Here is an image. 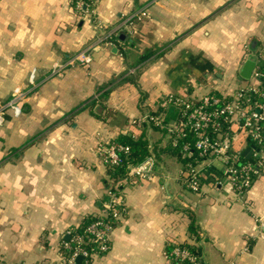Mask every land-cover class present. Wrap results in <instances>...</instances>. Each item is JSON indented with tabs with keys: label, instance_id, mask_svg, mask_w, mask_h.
I'll return each instance as SVG.
<instances>
[{
	"label": "crops",
	"instance_id": "0c3cea01",
	"mask_svg": "<svg viewBox=\"0 0 264 264\" xmlns=\"http://www.w3.org/2000/svg\"><path fill=\"white\" fill-rule=\"evenodd\" d=\"M150 1L88 0L83 10L75 0H0V105L28 91L21 113L9 110L0 125V264L59 262L63 241L115 189L101 137L123 134L147 139L157 161L151 178L121 182L125 211L109 250L88 264H180L168 255L173 246L203 264H264V162L239 194L223 161L173 144L168 128L180 109L162 105L264 88L253 73L241 75L249 59L264 69V0ZM84 48L90 65L50 75ZM147 113L164 124L132 123ZM229 137L253 159L259 147L235 124ZM192 166L197 191L188 185Z\"/></svg>",
	"mask_w": 264,
	"mask_h": 264
},
{
	"label": "built area",
	"instance_id": "2783aa9c",
	"mask_svg": "<svg viewBox=\"0 0 264 264\" xmlns=\"http://www.w3.org/2000/svg\"><path fill=\"white\" fill-rule=\"evenodd\" d=\"M158 1L160 0H151L148 4ZM75 2L78 8L87 10L88 0H75ZM147 10L148 6L129 17L127 22L132 24L141 19ZM92 61L91 49L84 48L66 62L55 63L50 75L60 74L70 65L80 63L90 65ZM252 73L264 83V69H254ZM35 74L34 69L30 75L33 85ZM27 95V90H19L13 93L11 99L0 105V125L5 121L9 110H12L14 115L21 113ZM167 102L178 105L180 109L178 122L168 128L173 135V144L178 145L182 138L188 139L181 145L185 152L196 151V158L200 160L223 161L230 182L239 194L250 188L258 167L264 162V88L252 85L241 87L232 99L206 94L199 100L170 96L162 105H166ZM144 121L160 126L164 124V119L159 114L147 113L141 117L132 118V123ZM234 124L259 147L258 150L253 151L252 160H245L240 152L233 149L229 134ZM99 150L107 166L113 170L122 163L123 158L120 153L127 151L128 146L101 137ZM156 161V156L151 153L138 164L129 166V171L125 175L116 177L115 189L108 190L107 198L96 214V218L87 225L83 233L71 232L70 239L63 241L57 264H88L95 253H104L109 250L111 232L125 211L121 189L118 187L123 181L132 183L136 179L151 178ZM198 175L196 168L190 167L188 185L196 191L200 189ZM168 255L177 259L180 264H203L198 256L183 247H174ZM80 256L84 258L82 262H78Z\"/></svg>",
	"mask_w": 264,
	"mask_h": 264
},
{
	"label": "trees",
	"instance_id": "16d2710c",
	"mask_svg": "<svg viewBox=\"0 0 264 264\" xmlns=\"http://www.w3.org/2000/svg\"><path fill=\"white\" fill-rule=\"evenodd\" d=\"M186 138L180 139L181 145L183 142H185ZM116 142L122 143L124 145L128 146L127 151H122L120 154L123 158V161L121 164L117 165L113 170L111 169V173L117 176L125 175L129 171V166L138 164L140 161H142L146 156L150 155L152 153V150L150 149V144L147 139H144L143 137L135 139L132 135L129 134H123L122 136L116 138ZM176 151V150H175ZM177 154L179 157L183 158V155H181L178 150ZM96 217L94 215H88L84 218L81 225L76 230L77 233H83L87 225L93 221ZM176 246L168 248V252H171V249ZM182 247V246H181ZM184 248V247H183Z\"/></svg>",
	"mask_w": 264,
	"mask_h": 264
},
{
	"label": "water",
	"instance_id": "95a60500",
	"mask_svg": "<svg viewBox=\"0 0 264 264\" xmlns=\"http://www.w3.org/2000/svg\"><path fill=\"white\" fill-rule=\"evenodd\" d=\"M255 65H256V62H255L254 60H252V59L247 60L246 63H245V65H244V67H243V69H242V71H241V75H242L243 77H245V78L250 77V75H251V73H252V70H253V68L255 67ZM250 153H251V148H248V149H246V150L243 152V156H245V157H249ZM82 258H83V257L80 256V257L78 258V261H81Z\"/></svg>",
	"mask_w": 264,
	"mask_h": 264
}]
</instances>
